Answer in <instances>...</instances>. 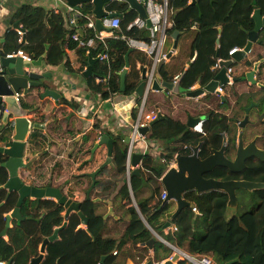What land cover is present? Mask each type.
I'll use <instances>...</instances> for the list:
<instances>
[{"label":"trees","instance_id":"trees-1","mask_svg":"<svg viewBox=\"0 0 264 264\" xmlns=\"http://www.w3.org/2000/svg\"><path fill=\"white\" fill-rule=\"evenodd\" d=\"M194 1L195 4H191L193 0H168L173 22V27L168 30L169 37L175 32L186 34L197 25L188 57L189 68L182 69L180 73V76H183L186 72L181 81L185 89H191L199 82L203 87L212 81L216 75L213 68L218 59L217 52L220 53L221 59H229L232 49L244 48L248 41L246 32L254 29V11L261 9L264 15V0ZM110 11L111 14L123 17L121 29L127 36L149 38L147 30H128L129 25L139 17L135 10L127 12L125 6L112 4ZM177 11L181 12L176 14ZM80 12L88 17L93 13V5L84 4ZM15 22L25 24L28 29L26 42H19L20 35L16 30L9 31L2 56L22 50L32 60L44 57L48 65L59 66L63 64L68 49H78L80 56L90 50L89 56L92 58L106 49L98 41L95 49L79 48L78 43L73 41L71 32L65 30L62 16L53 12L49 15L43 9L34 8L29 4L22 5L17 11ZM86 24V19L79 20L77 31L83 30V39L88 41L95 38V33L86 29ZM107 46L112 60L113 77L108 88H97H100L105 99L113 93H120V71L125 65V56L130 51L124 41L109 39ZM94 70L101 77H106L108 73L106 64L97 63ZM161 73L168 81H172L176 76L171 77L166 69ZM137 86L138 83L132 84L127 87V92L133 93ZM203 130L206 135L195 133L185 124L167 117L151 128L147 139L162 141L166 145L168 157L175 154L189 155L193 148L203 143L199 156L204 158L212 154L214 149L221 148V134L229 131V127L220 114H214L210 121L203 124ZM105 134L114 141L113 166L101 171L90 199H85L82 203L81 211L89 219V224L86 229L79 228L81 219L77 214H73L68 219V226L60 232V239L47 246V254L42 264H100L104 258L105 264H114L119 257H123L120 264H124L126 258L133 259L137 264H143L146 259L163 263L174 255L170 248L160 242L155 245L153 258L149 257L148 247L139 250V244L147 245L154 236L137 213L127 221L121 238L106 234L108 219L99 211V205L104 203L101 201L102 195L109 192L112 186H118L122 206L123 202L132 204L133 199L126 178L128 145L125 143V136L113 135L108 131H105ZM3 162L0 154V163ZM163 167L164 163L144 155L139 174L131 176L133 196L141 215L149 225L156 228L157 223L159 228H163L167 222L162 220H168V223L176 226V231L166 237L168 242L191 255H211L216 264H227L235 260L237 262L234 264H264V191H257L254 195L246 192L244 198H239L236 214L228 217V195L214 190L202 194L195 191L184 194V198L198 209L199 215H195L192 209L181 213L177 210L171 212V204L162 206V200L151 205L155 196L161 199V193L164 192L161 178L166 168ZM251 174L259 177L256 181L264 183V164L259 162L252 165ZM214 177L226 180L231 179L232 174L227 169L220 168ZM106 178H111L112 184H105ZM7 180V171L0 168V187ZM91 185L90 182L87 192ZM144 189H149L150 195L138 198L140 191ZM6 197L7 191L0 190V204L6 201ZM17 200L16 194H13L4 206L0 207V234L6 227L5 215L14 210ZM21 212L25 220L8 230L9 241L0 239V262L29 264L31 259L40 255L39 248L44 239L52 236L54 231L66 222L64 208L51 199L40 202L27 199L21 207ZM41 212L46 214L43 216ZM127 243L131 244V248L126 250L124 247ZM115 251L119 254L118 258L113 255ZM139 254L142 255L137 260Z\"/></svg>","mask_w":264,"mask_h":264},{"label":"crops","instance_id":"crops-1","mask_svg":"<svg viewBox=\"0 0 264 264\" xmlns=\"http://www.w3.org/2000/svg\"><path fill=\"white\" fill-rule=\"evenodd\" d=\"M24 4H29L34 8L43 9L44 12L49 13V15H51L53 12L56 15L62 16L65 21V30L68 32L70 30L68 29V27L66 28L67 26L66 18L68 19L69 17L70 18L76 17L77 12L81 13L80 9L84 5L82 4L79 6V8H75L70 6L67 0H0V54L2 51L5 50V44L7 41L8 32L12 30L15 31L14 28V24L16 23V22L14 23L15 14ZM66 4H68L71 8H73L71 12H67ZM112 4H120L125 6L127 12L134 10L126 1L113 0L105 7V12L107 14H111L110 6ZM94 10H95V6L93 5V13L88 17L93 18L96 24ZM121 18L123 19V17ZM19 24L20 27L23 28L25 30V33L27 34L28 29H26L25 24L23 23H19ZM148 28L149 26H146L143 29L140 30L135 29V30H137L138 32L147 30L148 33L149 32ZM196 29L197 26L196 28H194L193 26L190 30V32H193V35L187 47L185 46V44L183 47V45L181 44L182 37L179 38V40L177 41V47L175 53L172 52L174 51L173 36L172 37L168 36L167 43L165 46V53L167 54L171 53L172 56L165 62L162 70L163 69L165 70V65L170 66L172 62L175 61V65L173 69H166L169 75H171V77L175 75H180L182 69L187 70L189 68L188 57H190L189 53L191 50V42L194 38V33L196 32ZM93 32L95 33L94 34L95 38L97 33L100 34L101 32H105V34L108 36L106 43L104 44L100 43V44H103L104 47L106 48L103 53L106 52L109 53L107 41L109 39H113L111 38V35L116 34V32L113 31L108 32L104 30L98 31L97 27L96 30H94ZM79 34L81 40H83L84 42H89L90 40H96L95 38L90 39L88 41L84 40L83 36L85 34L83 33V30H79ZM97 43L98 42L95 41V44L91 47H88V49L90 48L95 49ZM129 49L131 51L129 55V67L126 65V56H125V65L123 69L120 71V75H121L125 70H127L126 87L135 84L133 82L132 83L128 82L129 73L132 67L134 68L135 72H138V70L140 71V75H139L140 78H138L137 81L139 85L141 83L142 76L146 69V66L150 68L151 65L153 64L152 59H150V57L144 52H140V55L143 57L137 55L138 57H136L135 59V64L132 63L131 55L134 52V50H132L130 47ZM89 55H90V50L87 51L85 55L80 56L78 49H71V50L68 49L67 53L65 54V60L63 64L59 66L48 65L45 58L42 57L43 60L41 67L36 72V74L50 75L48 78H46L43 81L45 88H43L42 91H31L27 96H23V94H21L19 96L20 100H18L21 106L31 111L27 113L26 116L32 120V128L28 138L27 147L24 156V163L27 164V168L19 172L20 177L25 181L26 184L34 187L60 188L64 194L69 196V198H72L74 201H79V202H83L85 199H87L88 192H84V188L82 187H84L85 185L86 178H88L89 180L91 179L87 176L88 174L91 173H87L86 171L80 169L82 166V162H80L81 158L84 155L88 156L87 165H90L91 163H94L96 162V160H98L97 157L99 156V153L103 152L102 150L104 147L100 148L99 152L98 150L96 151L93 159H92V149L95 146V144L99 143L102 137L100 134L102 132L101 130H103L104 133L105 131H108L114 135V131H117L120 126V125L117 126L116 124L117 119L111 113L112 104L108 101L110 99H112L113 102H118L122 100V99H117L119 97H112L114 94H118V93H113L108 99H105L102 92L100 91L101 87L108 88L110 80L113 77V70L111 67V61H112L111 56H110V62L106 63L99 61L97 57L98 55L95 58H92ZM81 57H84V60H82ZM248 59L253 60L254 56L253 57L248 56ZM91 61H93V64L91 63ZM97 63L107 65L108 73L106 77H101L95 72L94 67L95 64ZM89 66L93 67V72L90 76H85L84 74L89 68ZM175 66L178 71L174 70ZM24 69L30 72L31 66H25ZM161 71H158L157 68L155 72V77L159 75L163 78ZM164 80L165 79L163 78V81ZM119 82L121 86V79L119 80ZM171 82H173V80ZM243 84H239L238 87L240 88L243 87ZM98 87L100 88L97 89ZM48 89L50 91L55 92L57 95L44 96L43 94ZM165 91L167 92L169 90H165ZM120 94L129 95L128 92L122 93L121 89H120ZM151 94L154 95L152 102L150 103ZM213 98H217V97L213 96L212 99ZM210 105H211L210 100H208L207 96L205 95L200 96L197 99H192L188 97H182L181 95H174L173 91L172 94L168 93V96L165 93L153 91L150 92L148 95L147 109L155 113L158 112V114H163L166 117H169L175 121H179L186 125V123L188 122L187 120L190 117L194 118L197 115L205 114L209 109ZM217 111L220 112V109ZM132 116H135V111ZM2 128H3V122L0 119V135L2 133ZM124 132L123 133L119 132V133L126 137L127 135ZM160 142L164 147H166V145L162 141ZM4 143H6V141L0 138V146L3 145ZM87 146H89L88 149ZM85 153L88 154L86 155ZM135 154H141L140 150L138 151L136 150ZM107 155L105 158L108 157ZM1 156L2 159L5 161L6 157L4 155ZM142 161L143 159L139 163V169L141 168ZM72 164H74V166L71 170V168H69V165ZM7 176H9L8 172H7ZM104 183L112 184L111 178H106L104 180ZM127 184L131 192L132 199L134 203L137 205V202L132 193L131 182H129L128 179H127ZM150 193L151 192L149 189H144L140 191L138 198L141 199L143 197H147L150 195ZM161 194H163V192ZM82 195H84L83 196L84 199L83 198L81 199L80 196ZM16 196L18 199L17 194ZM101 198H102L101 201H103L104 203L99 205V211L105 214L106 218L108 219V227L106 234L121 238L124 233V229L127 221L134 218L136 215V213L134 212L135 209L133 207H130L131 204L127 205L126 203L123 202V206L121 205V197H119L118 186L116 187L112 186V189L109 192L108 191L105 192V194H103ZM160 200H162V197L160 199L159 196L156 195L153 201L151 202V205H155V203ZM170 210L171 212H174L176 210V204H171ZM136 212L139 215L140 210L138 205L136 208ZM41 214L44 216L46 213L41 212ZM7 215H5V217ZM195 215H199V214H195ZM145 221L143 222L145 223ZM162 221L167 222V224L163 228H159L158 227L159 224L157 223H156V228L152 227L146 221L145 225L151 231L152 235L153 236L156 235L157 238L152 248L144 244H139L138 245L139 250L141 251L143 250V247H148L149 257L153 258L155 255V245L157 242H160L166 245L167 248H170L172 251L179 250L180 252L191 255L188 252L172 245L170 242L166 240L167 236L171 235V233H174L176 231V226L171 223L170 225H168V220L166 219H163ZM18 222L20 221H17L15 219L12 220L9 229L13 228V226H15ZM79 228L86 229L87 226L81 223V226ZM3 238L6 242L9 241V237L7 236V234ZM40 248H39V254H40ZM124 248L126 250L130 249L131 244L127 243ZM46 254L47 253L45 252L44 259L46 257ZM118 255L119 254L117 253L114 256L118 258L119 257ZM141 255L142 254L138 255L137 260H139ZM171 258L163 262H166ZM120 260L122 261L123 257H119L114 264H120ZM213 260L215 259L213 258ZM149 261H153L155 264H157L154 260H150V259H146L143 264H147ZM214 262L216 264V261ZM181 263L191 264L188 261L184 260L183 258H181L178 262H175L174 264H181ZM124 264H137V263L131 258H126Z\"/></svg>","mask_w":264,"mask_h":264},{"label":"water","instance_id":"water-1","mask_svg":"<svg viewBox=\"0 0 264 264\" xmlns=\"http://www.w3.org/2000/svg\"><path fill=\"white\" fill-rule=\"evenodd\" d=\"M113 0H67L68 4L72 7L79 8L82 4L92 3L95 6L94 14L96 18V27L98 31H112L111 28H106L103 26L102 19L108 14L105 12V7L111 3ZM126 1L141 18L146 19L147 14L144 6L139 3L137 0H123ZM193 0L191 4H195ZM181 11H177L178 14ZM110 16H115V14H110ZM254 21V29L252 31L246 32L247 34V44L243 50L236 52L232 57L231 61L224 62L222 61V69L216 73L214 79L208 83V85L201 87L196 91H191L185 89L181 81L186 74L184 73L181 76L180 81L176 84L173 82L164 80L161 76H157L153 83V90L165 93L168 96V93L165 90L173 91L174 95H181L182 97H188L192 99H197L204 94H216L219 95V92H216V89L220 86H226L230 82L227 77L228 68L234 67L235 64H244L248 59L249 54L252 51V48L255 44L262 45L263 41L260 39L261 33L264 32V15L261 9H256L252 15ZM15 30L19 29L25 32L23 28L20 27L19 23L14 24ZM82 34V32H81ZM182 33L175 32L173 35L174 39V49L176 50L177 41L182 36ZM23 42H26V36H24ZM131 51L126 55V65L129 67V55ZM172 54H169V58ZM217 58H220V53L217 52ZM43 58H40L32 63L25 61L22 57L6 58L0 54V63L2 72L0 73V119L3 122L2 133L0 138H2L6 143L0 146V154L6 157V160L3 163H0V168H4L8 172L7 182L0 187V190L7 191L6 201L0 204V207L10 199L13 194L18 195L17 205L14 210L6 216V228L0 234V239L3 238L9 229L10 223L12 220L23 221L25 218L21 214V207L27 199L37 200L38 202L42 200L51 199L56 201L60 206L65 210V220L66 222L62 227L57 228L53 235L45 238L41 248L40 255L31 260L30 264H41L44 260V254L46 252L47 246L50 243H54L59 240V233L64 230L68 225V219L72 214H77L82 224L88 225L89 219L82 213L81 207L83 202L74 201L72 198H69L68 195L64 194L60 188L57 187H47L39 188L28 185L20 177L19 172L27 168V164L24 163V156L27 147L28 138L32 128V120L26 116L27 113L31 112L28 109H25L19 104L20 95L23 96L29 95L31 91H42L45 88L43 81L48 78L50 75H39L36 72L40 69ZM245 61V62H244ZM93 64V61H91ZM165 61H161L158 67V71H161ZM25 66H31V70L26 71ZM240 65L239 71L241 72L243 68ZM93 72V67L89 66L85 72V76H90ZM254 74V71L249 73H244L238 78L233 79V83L241 82L244 78L245 81L253 84L251 78ZM126 77L127 70L121 74V91L122 93H127L126 87ZM145 71L142 76L141 83L138 85L135 91V96L137 98L142 97L145 90ZM47 95H57L55 92L50 91L49 89L43 94ZM206 117L193 118L190 117L186 123L189 129H193L199 125ZM167 117L163 114H159L157 119L152 121L149 127L141 129V134L146 135L150 132L151 128L158 124L159 122L166 120ZM223 144L220 149H214L212 154L206 159H202L199 156L202 144H199L197 147L192 149V153L189 155H180L177 157V167L171 168L165 172L161 178V182L164 188V191L167 193V198L163 200V205L167 204H176L177 212L181 213L187 209H193L195 206L192 202L187 201L184 198V194L189 191H195L198 194L206 193L209 191H222L228 195V204L226 209L227 217L230 215L236 214L239 207V199L237 195L238 190H245L250 193L257 191H264V183L251 182L246 180L239 181H219L216 179H208L205 175L214 172L218 168H224L229 170L232 173H241L247 169L246 161L251 157H257L264 162V153L250 151L253 155H250L249 150L251 147H243V133L240 135V143L238 145V150L236 153L235 161L229 160L226 155L227 149V136L226 133H222ZM125 143L129 145V137H125ZM102 147L107 149V158L101 164V166L91 174L87 176L91 178L92 185L90 190L87 193V199H90V194L95 188L96 183L99 181L98 177L101 171L107 167L113 166V149L114 141L110 138L108 134H103L99 143L95 144L92 149V159L97 150ZM143 159L141 154H135L133 156V166L136 168L132 172V176L139 174L140 161ZM239 167V168H238ZM139 215L143 221V216L139 212ZM146 223V221H145ZM195 224V221H193ZM170 225V223H168ZM155 238L152 239L147 246L152 248L155 241ZM173 257L163 263L157 264H174L178 262L181 257V252L179 250L174 251ZM237 260L231 261L227 264H234ZM7 264H12V261ZM100 264H105V258L102 259ZM147 264H155L153 261H149Z\"/></svg>","mask_w":264,"mask_h":264},{"label":"built area","instance_id":"built-area-1","mask_svg":"<svg viewBox=\"0 0 264 264\" xmlns=\"http://www.w3.org/2000/svg\"><path fill=\"white\" fill-rule=\"evenodd\" d=\"M141 3L147 14V18L137 17L130 25L128 30L135 29H143L146 26H149V38H134L129 37L125 33L122 32L121 24L122 18L119 16H110L108 14L106 17L102 19L103 26L106 28H111L113 32L116 34H112L111 38L119 41H124L128 47H130L134 51H140L146 53L150 59H152L153 64L150 68L146 66L145 69V90L142 97L137 98L135 96V92L125 94H114L112 97H119L117 99H122L118 102H113L110 99L108 102L112 104L111 113L117 119L116 124L119 126L117 131H114V135H119L121 132L123 133L125 130V134L129 137L130 143L128 145V153H127V163H126V176L130 182L132 172L135 171V167L133 166L132 160L136 150H140L142 156L149 155L155 159V161L164 163L167 172L171 168L177 167V157L179 154H175L172 157H168V153L166 151V147L162 145L160 141L157 140H149L147 139V135L141 134V129L149 127L150 123L157 119L158 112L149 111L147 109L148 105V95L150 92H153V83L156 79L155 72L161 63V61H167L169 59V54L165 53V46L168 39V30L173 27V22L171 21V11L169 10L168 0H163L162 2H157L155 0H137ZM67 12H71L73 8H71L68 4H66ZM86 19L87 24L86 28L89 30H96L95 20L93 18H89L84 16L82 13L77 12L76 17H69L67 20V26L72 34V39L75 42H78L79 47L88 48L95 44V41L99 43H106L108 36L105 32H101L100 34H96V40H90L89 42H84L81 40L80 34L77 31L79 29V20ZM197 25H194L196 28ZM20 35V43L23 42L24 36L26 33L22 30H16ZM242 48H234L230 51L229 56L232 57L236 52L241 51ZM89 51V50H88ZM172 52H176L175 50ZM6 58H14V57H22L25 61L32 63L33 60L27 56L22 50L18 52H14L5 56ZM99 61L101 62H110V55L108 52L99 54ZM84 60V57H81ZM222 61H227L223 59H218L217 63L214 66L215 70H221ZM1 67V63H0ZM110 67V66H109ZM143 68V66H142ZM110 70V68H109ZM2 69H0V73ZM233 69L229 68L227 70V76L230 80L229 84H233L232 79ZM181 76L176 75L173 78V84H176L180 81ZM199 87V84L193 86L190 90L194 91ZM219 91L223 93L220 88ZM167 93L172 94V91H167ZM115 100V99H114ZM135 111V116H132ZM101 130V129H100ZM100 133L101 136L104 134L103 130ZM192 131L196 133L204 134L203 130V122L194 127ZM120 132V133H119ZM139 168V166L137 167ZM167 198V193L164 191L162 194V200ZM137 208V205H135ZM195 214H199V211L196 207L192 209ZM117 252H114L116 255ZM181 257L188 261L191 264H215L213 257L211 255H188L181 252ZM0 264H7L6 262H0Z\"/></svg>","mask_w":264,"mask_h":264},{"label":"flooded vegetation","instance_id":"flooded-vegetation-1","mask_svg":"<svg viewBox=\"0 0 264 264\" xmlns=\"http://www.w3.org/2000/svg\"><path fill=\"white\" fill-rule=\"evenodd\" d=\"M260 39H262L263 41L262 45L255 44L251 51V53H253L254 50L255 52H258L255 53L256 57L254 56V59L251 60V62L246 61L244 64H237L239 65V68L240 65H242L241 68H243V70L240 72L239 68H237L235 70V76L233 75L234 78H238L239 76L241 77V75H243L244 73L247 74L250 71H254V74L251 78V81L254 83L251 84L250 82L245 81L244 78L241 82L234 83V89H230L229 87L232 86L229 85L223 87L220 86L224 94H208L207 98L211 103L209 109L205 114L197 115L196 117H194H206L205 120H203V123H205L210 121L213 118L214 114H220L222 116V119L226 120L229 131L224 132L227 136V149L225 155L231 161H235L238 145L240 143L241 133H243V147H251V150H249L248 153L250 151H255L256 153H264V32L261 33ZM214 71L215 73L217 72L216 70ZM243 83L249 84L250 88L239 90L238 85ZM220 88H217L216 92H220ZM231 94L233 100H231ZM213 96H216L217 98L212 99ZM215 109H220V112ZM250 155H253V153L250 152ZM209 156L201 158L206 159ZM259 162L264 164L263 160L254 156L246 161L247 169H245L244 172L232 173L228 170L230 174H232L231 179L225 180L214 177V175L219 171L220 168L216 169L212 173L205 175V177L208 179L212 178L219 181L246 180L251 182L263 183L260 181H256L259 177L253 176L251 174L252 165L259 164ZM246 192L247 191L245 190H238V199L240 198L241 193ZM247 193L254 195L255 192Z\"/></svg>","mask_w":264,"mask_h":264},{"label":"rangeland","instance_id":"rangeland-1","mask_svg":"<svg viewBox=\"0 0 264 264\" xmlns=\"http://www.w3.org/2000/svg\"><path fill=\"white\" fill-rule=\"evenodd\" d=\"M192 35H193V32H188V33H186V34H183L181 37H182V39H181V44L183 45V47H184V44H185V46L187 47L188 45H189V43H190V41H191V37H192ZM262 51V50H261ZM255 53H258V52H255V50H254V52L253 53H250L249 54V56H255L256 57V55H255ZM143 54V53H142ZM137 55H139V56H141L140 55V51H134L133 53H132V57H131V60H132V63H134L135 64V59H136V57H138ZM141 57H143V56H141ZM246 61H249V62H251V60H249V59H247ZM245 62V61H244ZM174 65H175V61H173L172 62V64L170 65V66H168V65H165V69H173V67H174ZM177 65V64H176ZM134 66V65H133ZM237 68H239V65H237V64H235L234 65V72H233V75L235 76V70L237 69ZM174 70L175 71H178L177 69H176V66H175V68H174ZM245 70V69H244ZM140 71L138 70V72H135L134 71V68L132 67V69H131V71H130V73H129V78H128V82L129 83H137V81H138V78H140ZM172 76H173V74H172ZM229 86H231V85H229ZM230 89H234V86H232V87H229ZM246 88H250L249 87V84H247V83H245V84H243V87H238V89L239 90H241V89H246ZM153 95L154 94H151V96H150V103L152 102V99H153ZM232 96V94L230 95V97ZM231 100H233V97H231ZM215 110H219V109H215ZM89 148V146H87V149ZM103 148V147H102ZM100 150V149H99ZM99 150H98V152H99ZM103 152H101V153H99V156L97 157V159L98 160H96V162H94V163H91L90 165H87L88 164V156H82V158H81V161L80 162H82V166H81V170H84V171H86L87 173H93L94 171H96L100 166H101V164L105 161V157H106V155H107V149H106V147H104L103 148V150H102ZM86 155L88 154V153H85ZM87 159V160H86ZM73 166H74V164H72V165H69V168H71V170H72V168H73ZM163 168H166V167H163ZM69 170V169H68ZM80 170V171H81ZM70 171V170H69ZM90 182H91V184H92V180L90 179ZM89 182V179L88 178H86V180H85V185H84V187H82V188H84V192H87V187H88V184L90 183ZM251 195H253V194H251ZM84 195H82V196H80L81 197V199L83 198L84 199V197H83ZM246 196V194L245 193H241L240 194V198H244ZM130 207H133L134 209H135V203H134V201L132 202V204H131V206ZM239 208V207H238ZM134 212L135 213H137L136 212V209L134 210ZM137 215H138V213H137ZM174 251V250H173ZM215 261V260H214ZM258 262V259H256V263Z\"/></svg>","mask_w":264,"mask_h":264},{"label":"clouds","instance_id":"clouds-1","mask_svg":"<svg viewBox=\"0 0 264 264\" xmlns=\"http://www.w3.org/2000/svg\"><path fill=\"white\" fill-rule=\"evenodd\" d=\"M218 59H221V58H218ZM217 59V60H218ZM223 60H227V61H231L232 59H231V57H229V59H223ZM227 61H224V62H227ZM216 63H217V61H216ZM232 69H233V67H231ZM214 69V68H213ZM229 69V68H228ZM215 70V69H214ZM217 72L216 73H218L220 70H216ZM233 72H234V69H233ZM228 77V76H227ZM232 79H234V76H233V74H232ZM199 85H200V82L198 83ZM228 85H230L229 83H228ZM201 86V85H200ZM231 86H234V83L231 85ZM202 87V86H201ZM220 88V87H219ZM199 89V87L196 89V90H198ZM190 90V89H189ZM196 90H194V91H196ZM192 91V90H191ZM220 94H222L221 92H219ZM205 96H207L206 94H204ZM203 96V95H202ZM204 124V123H203ZM191 131H192V129H190ZM194 132V131H193ZM196 133V132H195ZM205 133V132H204ZM105 134V133H104ZM206 134V133H205ZM204 135V134H203ZM142 155V154H141ZM136 205V204H135ZM135 209H136V207H135Z\"/></svg>","mask_w":264,"mask_h":264}]
</instances>
